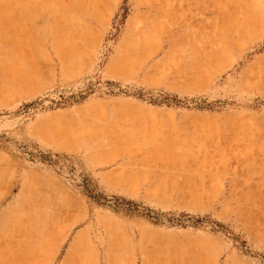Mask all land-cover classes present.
Wrapping results in <instances>:
<instances>
[{
    "label": "rangeland",
    "instance_id": "374dc122",
    "mask_svg": "<svg viewBox=\"0 0 264 264\" xmlns=\"http://www.w3.org/2000/svg\"><path fill=\"white\" fill-rule=\"evenodd\" d=\"M0 264H264V0H0Z\"/></svg>",
    "mask_w": 264,
    "mask_h": 264
}]
</instances>
